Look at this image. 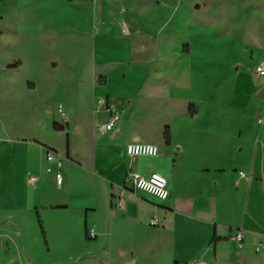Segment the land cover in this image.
Returning <instances> with one entry per match:
<instances>
[{
    "label": "rangeland",
    "instance_id": "rangeland-1",
    "mask_svg": "<svg viewBox=\"0 0 264 264\" xmlns=\"http://www.w3.org/2000/svg\"><path fill=\"white\" fill-rule=\"evenodd\" d=\"M261 58L264 0H0V135L8 142L0 152V264H170L166 244L147 250L141 242L158 240L147 219L157 226L159 218L148 207L137 220L114 216L94 239L72 209L40 208V223L34 206L72 201L96 207V216L105 212L103 173L120 179L133 158L121 153L115 129L98 128L113 93L123 95V132L159 153L170 139L161 161L182 165L179 184L202 183L201 167L225 169L228 184L234 168H247L264 121V78L254 70ZM127 69L123 82L119 70ZM105 75L111 79L103 85ZM67 122L68 131L54 129ZM35 140L63 157L67 185L44 177L35 190L28 182L26 156L36 165L44 158ZM68 150L75 162L66 160ZM155 157L134 166L151 167ZM238 261L225 253L218 264ZM244 261L264 264V248L247 247Z\"/></svg>",
    "mask_w": 264,
    "mask_h": 264
},
{
    "label": "crops",
    "instance_id": "crops-1",
    "mask_svg": "<svg viewBox=\"0 0 264 264\" xmlns=\"http://www.w3.org/2000/svg\"><path fill=\"white\" fill-rule=\"evenodd\" d=\"M21 65L22 63L16 67L9 68L6 72H12ZM129 69H131L132 72L139 71V67L137 66ZM129 69L119 70L121 71V76L119 75L120 79L122 78L124 80ZM114 74L110 76L114 77ZM110 76H106V82L101 84H108L111 79ZM123 82H125V80ZM28 85L29 87L35 86L33 83H29ZM122 97L123 95L113 93L111 96L107 95L105 100L114 107V111L120 113L119 108H123V105L117 104V101ZM262 107L264 110V106ZM107 112L109 115L105 121H107L111 115L109 109H107ZM117 123L112 129H115L112 134L115 139L123 140L121 144L117 146L122 150L121 153L126 156L129 155L126 151V145L128 143L143 141L136 140L137 136L135 134L123 132L122 128L117 127ZM67 124V129H57L54 124V129L68 131L70 129V123L67 122ZM98 128L102 134L112 131H103L100 125H98ZM7 143L8 142L0 135V152L8 148ZM31 145L45 146L44 158L40 165H36L35 159L31 156H26L25 160V168L28 169L27 174H30L28 176V182L32 184L35 183L36 186L33 189L38 190L44 177H46L45 179H47V177L55 178L56 181V165L55 168L51 170L48 169L49 166L45 167L44 160L46 159V148L51 147H48L38 140L31 142ZM169 145H171L170 140L167 142L163 152L155 155L156 161L151 167H135L134 163L138 159L151 158V156L147 155H138L139 157L137 158L136 156H132L131 163L121 170L120 179L116 178L113 173H103L105 177L102 178L101 181L107 187V207L105 212L100 213L99 216H96L98 211L96 207H90L87 204L73 205L71 198V202H68L69 204L52 203L47 205L36 202L34 208L41 222L43 219L40 214V208L47 211L72 209L73 212L71 213L75 214L77 216L76 218H84L85 237L87 231L93 228L97 234V237L94 239H97L99 234L105 232L109 227L111 228L114 216H127L137 220L140 212L146 211L148 207V209H151L150 214L152 213L159 218V224L153 226L154 229L157 230L155 236L158 237V240L154 238L151 240L142 239L141 242L147 250L158 245L166 244L165 255H168L170 264H188L194 261H204L206 264H218L225 253L233 254V257H238L239 261L237 264H244V262H246L244 261V250L251 245H256L257 248L258 245L264 244V167H262L264 164V121L256 131L255 145L251 153L252 158L250 157V161L247 164L248 170L245 167H240L239 170L234 168L228 184L222 177V173L225 172V169L216 167L213 169L201 167L197 170L196 179H201L202 183H191L186 181L185 178V182L179 184L178 181L184 176L182 173V165L177 164L175 166L171 163L167 165L161 161L163 158H167L165 157V152ZM181 149L182 147L180 143H178L177 151ZM72 156L73 154L71 155L68 150L66 160L75 162ZM73 162L70 164L73 165ZM64 165L65 162L63 160L62 172L64 180L61 185L62 187L65 185V182L66 185L68 182L67 175H65L64 171ZM240 171H244L246 177L240 178ZM49 172L52 173L53 176H49ZM131 172H136L146 177L152 172L163 174L168 179L169 196L163 203L153 202L152 199H164L156 198L135 189L129 180ZM173 175L176 177L175 182L173 180ZM210 176L213 177L212 181H209V183L204 182L206 181L205 178L207 177V179H209ZM32 177H35L34 182L30 181ZM10 181L13 182V177L11 178L8 176L6 186L10 184ZM237 181L239 182L237 183ZM108 182L111 183V185H108ZM114 182L119 184L117 192L114 191ZM35 190H33V193ZM119 198L123 201L121 205L117 204ZM147 220V222H149L150 219ZM239 229H242L245 234L241 244H238L237 241L232 238ZM161 236H168V241L170 242L159 239ZM209 251H212V256L210 255V257L207 255ZM240 254L241 259L239 257Z\"/></svg>",
    "mask_w": 264,
    "mask_h": 264
},
{
    "label": "built area",
    "instance_id": "built-area-1",
    "mask_svg": "<svg viewBox=\"0 0 264 264\" xmlns=\"http://www.w3.org/2000/svg\"><path fill=\"white\" fill-rule=\"evenodd\" d=\"M254 70L257 78L260 79L264 78V58H261L257 62ZM106 105H108L107 102ZM107 109L111 111V115L107 121H105L100 125V128L103 131L112 130L120 118L119 112L114 111V107L112 105L107 106ZM59 111L67 119V115L64 112L62 105H60ZM126 151L130 156H138V155L155 156L159 153V148L156 144L149 142H130L126 145ZM46 159L50 163H55L56 183L58 186H61L64 180V175L62 172L63 157L56 150L52 148H47ZM48 169L51 170L52 168L49 167ZM239 176L240 178L246 177V173L244 171H240ZM129 180L131 181L135 189L143 191L156 198L166 199L169 196L168 179L166 176H164L159 172H152L148 177L138 174L136 172H131L129 175ZM30 181L34 182L35 177H32ZM238 182L239 181H237V183ZM122 202H123L122 199L119 198L117 204L121 205ZM149 223L151 225H156L157 221L155 218H150ZM90 235L93 237L96 236L95 230L93 228L90 229ZM244 236H245L244 231L242 229H239L235 232L232 238L236 240L239 244H241L242 241L244 240ZM263 246L264 244H260L257 246V249L259 250ZM188 264H206V262L194 261V262H189Z\"/></svg>",
    "mask_w": 264,
    "mask_h": 264
},
{
    "label": "trees",
    "instance_id": "trees-1",
    "mask_svg": "<svg viewBox=\"0 0 264 264\" xmlns=\"http://www.w3.org/2000/svg\"><path fill=\"white\" fill-rule=\"evenodd\" d=\"M169 140H170V139L168 138V139H167V142H169ZM38 217H39V216H38ZM39 221H40V223H41V219H40V218H39Z\"/></svg>",
    "mask_w": 264,
    "mask_h": 264
},
{
    "label": "water",
    "instance_id": "water-1",
    "mask_svg": "<svg viewBox=\"0 0 264 264\" xmlns=\"http://www.w3.org/2000/svg\"><path fill=\"white\" fill-rule=\"evenodd\" d=\"M198 6V5H197Z\"/></svg>",
    "mask_w": 264,
    "mask_h": 264
}]
</instances>
